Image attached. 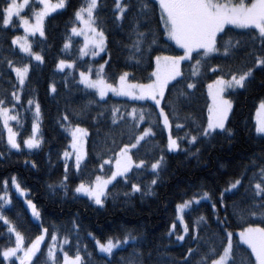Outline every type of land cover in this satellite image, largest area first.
Returning a JSON list of instances; mask_svg holds the SVG:
<instances>
[{
  "label": "snow or ice",
  "instance_id": "snow-or-ice-1",
  "mask_svg": "<svg viewBox=\"0 0 264 264\" xmlns=\"http://www.w3.org/2000/svg\"><path fill=\"white\" fill-rule=\"evenodd\" d=\"M2 4L0 32L22 26L25 35H15L10 44L17 45L25 56L16 60L5 56L0 61L4 64L0 81L10 85L0 92V128L6 132L0 162L10 160L14 153L30 157L43 151L41 105L33 95L26 99L25 107L22 96L31 84L30 74L45 64V53L53 46L46 34L47 18L53 13L68 15L59 50L63 55L55 57V72L63 74L61 81L68 92L56 125L68 142L57 157L63 168L60 179L46 186L50 199L58 197L64 203L87 198L98 210H105L110 201L116 204L114 193L122 185L128 189L122 193L128 197L125 203L137 194L143 202L159 196L158 186L166 180L168 154H183L185 160L194 157L199 165L205 151L230 146L239 137L240 130L229 123L234 105L226 93L248 92L256 83L257 72L264 74V0H111V4L109 0H2ZM29 16L34 17V23ZM126 25L128 43L115 42L114 49L109 36L115 30L125 31ZM30 36L35 39L30 41ZM160 43L174 44L182 52L156 54ZM34 44L38 50L33 49ZM123 49H128L126 55ZM114 51L123 60L119 70L113 69ZM217 58H223V63ZM185 62L190 67L187 74L181 68ZM137 71L148 75L137 79ZM205 78L211 80L206 85L211 105L201 122L190 110L185 111L183 104L192 101ZM259 83L264 86V79ZM49 88L56 100V83ZM75 94L82 101L74 107L70 98ZM114 97L137 106L122 109ZM258 99L255 124L244 128L257 150L246 163L236 166L239 171L235 175L219 164L221 172L213 173V182L201 180L180 191L177 214L166 235L174 236L184 251L181 257L169 256L155 264H238L240 244L250 249L248 264H264V98ZM21 110L31 112L28 130ZM109 120L112 126L130 127L131 132L124 135H130L131 140L117 144L113 137L103 151L90 155L91 133L81 124L91 121L99 135L100 125ZM158 135L164 143L157 145L154 161L134 159L133 150L139 149L141 142H154ZM46 162L49 169L56 167L50 152ZM23 164L39 171L34 159H24ZM148 173L151 178L143 183L141 178ZM221 174L227 176L223 183ZM14 196L24 198L31 227L8 215L14 208ZM202 202L212 209L214 230L203 215L191 226L185 219L197 206L203 207ZM230 217L243 225L235 242ZM79 220V213L60 224L45 219L30 189L16 175L0 180V264H154L152 252L142 250L149 243L143 232L136 234L121 226L120 231L101 238L85 230L93 244L90 248L81 235ZM176 221L182 224V233L177 231ZM124 247L132 249L128 257L119 255Z\"/></svg>",
  "mask_w": 264,
  "mask_h": 264
},
{
  "label": "trees",
  "instance_id": "trees-1",
  "mask_svg": "<svg viewBox=\"0 0 264 264\" xmlns=\"http://www.w3.org/2000/svg\"><path fill=\"white\" fill-rule=\"evenodd\" d=\"M56 1V0H53ZM226 1V0H225ZM80 0H74V3H79ZM235 2V0H232ZM111 4V0H109ZM2 0H0V7H2ZM159 15V7L156 6L155 13L153 15V29L156 30L155 20ZM68 20V15L63 13H57L49 17L45 23L46 34L49 36V41L52 47H49L45 53V64L41 65L39 69L33 71L31 75L30 86L26 85L25 95L22 96V101L26 105V99L31 96H35L36 100L41 105V112L43 123L41 125L45 137V145L43 151L33 156H23L21 154L14 153L10 160L0 162V180L8 178L11 175H16L17 178L30 189L31 197L34 202L38 203V206L42 210V216L60 224L62 222H68L76 214L79 213V223L81 225V235L91 248L93 247L92 241L85 235V230L93 232L98 237L103 238L105 234H112L113 232L120 231L121 226L128 229H134L136 234L143 232L149 243L142 249L145 252L151 251L153 261H164L169 256L181 257L184 249L177 244L175 237H168L167 231L170 229V224L175 219L176 209L175 206L180 201V191L186 189L189 184H195L201 180L209 183L213 182L214 172H221L219 164H225L227 166V172L235 175L239 171L236 168L237 165L247 162V157L251 155L253 151L257 150L256 145L249 139L248 134L244 131L245 125L252 127L255 124V113L259 106V99L264 98V86L260 85V80L264 79V74L257 72L256 83L250 88L248 92L240 90L238 94H228V97L233 101V113L229 118V123L233 128L240 130V135L236 142L230 146L223 148L217 146L211 149L210 152L205 151L204 159L197 165L196 159L185 160L183 154H168L167 156V172L164 174L166 180L164 184L158 186V197H147L143 202L137 196L131 199L130 203H125L128 197L122 195L125 189L124 186H120L116 189L114 196L116 198V204L111 201L106 206L105 210H98L95 205H92L87 201V198H82L79 202H74L68 199L66 202L61 203L57 197L55 200L50 199L47 184L57 182L63 172L62 161L57 162V157L61 150L65 148L68 141L65 140L63 129L56 125V119L59 112L63 109L68 97V92L64 88L61 76L63 74L55 72V57L57 55H63L60 53L62 47V37L65 32V24ZM50 21V23H49ZM162 27V21L160 22ZM111 27V23L109 22ZM127 25L125 31L115 30L109 36V42L115 49L116 43L121 44L128 43V36L126 34ZM239 32L240 30H234ZM23 29L21 27L10 28L0 32V61H4L5 56L10 59L16 60L17 57H24L25 54L21 53L15 45H11L10 41L15 35H23ZM35 38L32 37V40ZM75 47V46H74ZM11 48V53H9ZM34 50H38L37 46L33 45ZM126 55L128 49H123ZM182 52L174 44L160 43L156 47V54L170 55ZM113 58L116 63L113 65L114 70H119L123 60L116 57L115 51L113 52ZM218 62L223 63V58H217ZM36 62L33 61V64ZM182 71L187 74L190 71L189 63L185 62L181 66ZM4 69V64L0 63V70ZM151 70H154L151 69ZM67 71V70H66ZM148 75L147 72L137 71V79H144ZM213 75V74H209ZM14 77L15 74L11 73ZM194 79H199L198 77ZM56 83L58 89L57 99L54 100L50 94L49 85ZM211 80L205 78L204 81L198 85V90L193 97L192 101L188 104H183L185 111H191L199 121H203L207 116V108L210 106V100L207 96V83ZM6 87H10L4 81H0V92ZM34 90V91H32ZM175 92V90H173ZM71 102L75 107L82 101V97L79 94H75L71 98ZM125 98H113V101L118 107L128 108L131 106H137L136 102L129 101L127 104L123 103ZM144 103V102H139ZM22 116L25 117L24 129L28 130L31 126V112H23ZM119 116V114H117ZM15 126V124H14ZM82 127H88L91 135L89 136V151L90 155H95L104 150L105 143H109L114 137L117 144L123 142H129L131 140L130 135H124L125 132L130 133V127H116L111 125L109 120L107 123L100 125V134L97 135L96 128L91 126V121H87L81 124ZM111 127V133H110ZM143 127V125L141 126ZM70 140V137H69ZM6 141V132L0 128V149L3 148ZM164 139L162 135H158L154 138V142H141V147L135 149L134 159H146L154 161L159 152L157 145L162 146ZM217 145L221 143L220 140L216 141ZM25 151H27L25 149ZM51 153L52 163L56 165L54 169H49V165L46 162V155ZM107 158V155H105ZM24 159H34L39 166V171L33 170L30 167H25L23 164ZM71 165V164H70ZM71 170V167H70ZM91 171V169H89ZM135 171V169H134ZM50 173V174H49ZM151 178V173L141 178L143 183H146ZM225 174H221L220 181L226 179ZM218 187V185H217ZM71 195V193H70ZM234 199L239 200L238 197ZM14 208L8 212L10 218H15L18 224L32 226L31 214L27 210L24 200L21 197L14 196ZM203 207L197 206V211L192 214L191 217L186 216L185 219L189 222L190 226L194 219L203 215L206 218L207 224L214 230L216 228L215 217L212 215V209L205 202ZM187 211V210H186ZM233 222V227L230 229L234 233L241 231L243 225L240 220L235 217H230ZM177 223V231L182 233V224L179 221ZM203 226V225H202ZM187 239V238H186ZM238 240V236H234V242ZM0 243H3L0 240ZM131 247H124L119 252L120 256L128 257L131 253ZM250 249L246 245L240 244L236 250L238 264H248ZM2 259V258H0ZM254 259V257H252Z\"/></svg>",
  "mask_w": 264,
  "mask_h": 264
},
{
  "label": "rangeland",
  "instance_id": "rangeland-1",
  "mask_svg": "<svg viewBox=\"0 0 264 264\" xmlns=\"http://www.w3.org/2000/svg\"><path fill=\"white\" fill-rule=\"evenodd\" d=\"M55 2H56V1H53V3H55ZM225 2H226V1H225ZM26 13H27V9L25 10V13H22V15H24V14H26ZM55 14H57V13H53L51 16H53V15H55ZM51 16H49V17H51ZM49 17H48V18H49ZM29 18H30V20H31L33 23L35 22V21H34V17L29 16ZM48 18H47V19H48ZM14 19H16V18H14ZM46 21H47V20H46ZM45 23H46V22H45ZM21 28L23 29V32H24L22 36H24V35H25V30H24V28H23L22 26H21ZM29 40L32 41V37H31V36L29 37ZM15 46L18 48L17 45H15ZM18 49H19V48H18ZM19 51H20V50H19ZM20 52H21V51H20ZM21 53H23V52H21ZM23 54H24V53H23ZM97 59H99V58H97ZM226 98H229L227 93H226ZM209 100H210V105H211V99H210V97H209ZM229 118H230V117H229ZM255 121H256V113H255ZM14 124H15V122H13V125H14ZM134 150H135V149H134ZM134 150H133V151H134ZM70 164H71V162H70ZM21 198H22V197H21ZM22 199L24 200V198H22ZM29 211H30V210H29ZM239 232H240V231H239ZM239 232H238V233H239ZM238 233H236L237 236H238ZM17 264H18V262H17Z\"/></svg>",
  "mask_w": 264,
  "mask_h": 264
}]
</instances>
